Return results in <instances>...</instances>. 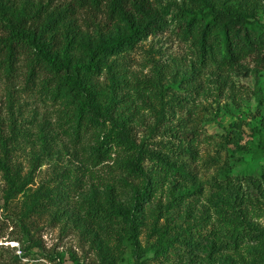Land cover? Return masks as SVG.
Segmentation results:
<instances>
[{"label":"rangeland","instance_id":"obj_1","mask_svg":"<svg viewBox=\"0 0 264 264\" xmlns=\"http://www.w3.org/2000/svg\"><path fill=\"white\" fill-rule=\"evenodd\" d=\"M30 1L55 8L70 0ZM157 1L170 5V26L139 42L130 54L111 59L122 81L117 113L138 141H163L175 153L193 143L195 157L170 155L181 156L195 177L183 183L176 197L171 182L156 191L141 213L137 242L120 220L99 225L92 212L99 201L112 195L116 205H128L132 199L138 182L122 167L128 152L117 149L99 162L94 153L98 130L78 127L76 105L53 96L45 86L47 77L30 82L24 60L14 69L0 61V159L31 179L33 190L51 188L56 194L49 213L35 219L32 233L40 244H34L9 216L22 210L21 199L6 204L0 191V264H194L179 252L180 245L167 258L156 256L153 227L175 235L194 223L222 232L244 216L264 232L259 170L264 156L257 154L264 144V64L250 60L229 69L217 55L198 58L195 45L182 39L176 27L178 12L192 4ZM214 1L253 8L264 19V0ZM80 15L77 24L86 38L116 28L104 16H93L98 26L89 27L88 14ZM97 81L105 87L108 78ZM154 125L168 135L159 130L151 135ZM180 132L194 134L195 141L181 140ZM221 166L229 171L226 179ZM146 169L155 177L161 174L154 162L147 161ZM216 256L215 264H264V256H255L250 245Z\"/></svg>","mask_w":264,"mask_h":264},{"label":"trees","instance_id":"obj_2","mask_svg":"<svg viewBox=\"0 0 264 264\" xmlns=\"http://www.w3.org/2000/svg\"><path fill=\"white\" fill-rule=\"evenodd\" d=\"M185 1L192 7L178 12L177 32L195 45L198 58L204 60L217 55L221 64L229 69L250 60L264 64V19L256 10L219 6L214 0ZM82 12L89 16L90 21L86 20L89 27L98 24L92 20L93 16H104L116 28L106 32L101 29L96 38H86L77 24ZM171 22L170 5L157 0H70L55 8L50 3L36 4L30 0H0V61L14 69L24 60L30 82L37 83L47 77L45 86L53 96L76 105L78 127L85 124L98 130L94 153L99 162L110 158L117 149L128 152L122 167L127 177L138 182L133 187L130 203L116 205L111 195L99 201L92 212L99 225L122 221L134 242H137L141 213L156 191L171 182L176 197L182 192L183 183L195 177L192 168L180 162L181 156L175 158L170 154L183 152L195 157L197 150L193 143L175 153L163 141L147 138L138 141L132 127L117 113L122 81L113 71L111 59L130 54L139 42L167 29ZM102 75L108 78L105 87L97 81ZM157 120L159 122V116ZM160 128L152 126L151 135L158 130L168 135ZM178 134L181 140L194 142L196 138L190 132ZM257 154L264 156L263 143L259 144ZM147 161L154 162L161 174L155 177V173L149 172ZM259 170L264 176V166ZM0 171L4 203L21 199L22 210L9 215L13 224L34 244H40L34 239L32 228L35 219L49 213L55 203L54 190H33L32 180L23 178L20 171L13 172L2 159ZM219 171L224 179L228 178L227 167L221 166ZM240 218L236 225L222 232L202 230L190 223L174 235L169 229L155 225V254L167 258L176 245H180L179 252L183 251L190 262L215 264L217 254L250 245L255 256H264V232L244 216Z\"/></svg>","mask_w":264,"mask_h":264}]
</instances>
